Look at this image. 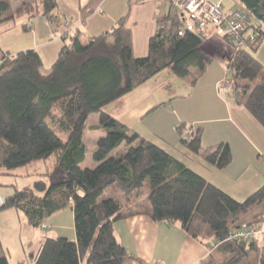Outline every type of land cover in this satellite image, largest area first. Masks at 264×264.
<instances>
[{
  "label": "trees",
  "instance_id": "trees-1",
  "mask_svg": "<svg viewBox=\"0 0 264 264\" xmlns=\"http://www.w3.org/2000/svg\"><path fill=\"white\" fill-rule=\"evenodd\" d=\"M19 1L0 0V25L38 15L35 1L14 9ZM233 1L239 7L236 11L249 15L247 38L256 37L229 61L232 90L227 96L264 127V66L255 57L264 41V0ZM57 10V0H43L42 15L58 25ZM185 22L182 11H172L150 39L143 58L134 56L124 20L97 37H88L81 29L64 34V45L47 73L36 50L1 57L0 176L50 158L56 160L57 171L50 185L40 181L32 191L15 190L0 204V212L16 209L36 229L68 210L75 220L76 240L46 238L34 264H125L128 255L113 226L134 215L180 225L196 238L205 228L217 244L211 264H264V245L258 238H230L248 215L264 207V187L237 201L106 111L163 71L181 79L191 77L192 85L207 72L213 57L204 48L205 35L182 32ZM93 114L100 116L95 130L106 135L96 143L97 167L83 169L89 151L84 136ZM177 133L181 148L201 157L205 165L223 170L232 163L227 143L204 149L203 127L182 123ZM147 181L148 202L124 211L122 199H139ZM116 186L123 198L101 199ZM0 264H9L1 241Z\"/></svg>",
  "mask_w": 264,
  "mask_h": 264
},
{
  "label": "crops",
  "instance_id": "crops-1",
  "mask_svg": "<svg viewBox=\"0 0 264 264\" xmlns=\"http://www.w3.org/2000/svg\"><path fill=\"white\" fill-rule=\"evenodd\" d=\"M28 1L32 0H20L13 7L17 9ZM57 1L58 25L50 23L42 15L43 9L38 8L39 13L34 18L25 16L0 27V59L5 53L13 55L33 49L41 55L45 67L50 69L64 45V34L81 29L86 36L97 37L111 31L121 20H124V31L134 56L143 58L148 55L150 39L166 17L172 11H181L177 6L179 0ZM211 1L221 3L226 15L239 8L233 0ZM217 37L214 28L209 27L204 48L213 57V62L195 85L187 78L176 80L179 78L166 70L109 105L106 111L145 140L170 154L171 149L175 150L186 159L180 160L189 168L243 202L264 187V127L233 97L226 95L223 99L219 94L224 70H227L233 53ZM255 57L264 66V41ZM182 123L193 126L205 124L204 149L227 143L232 150V163L219 170L205 165L201 157L183 150L177 133V127ZM97 126L89 129L93 131ZM100 136L98 138L103 137ZM12 194L4 196L0 193V200L4 201ZM263 211L264 207L258 208L244 221L258 217ZM45 225V229L31 227L16 209L0 212V241L4 252L8 253L9 264H34L46 238L76 240L71 210L56 214ZM199 230L201 233L196 238L180 225L171 227L154 222L146 215L125 218L113 226L115 238L128 255L125 264H211L212 257H216V241L205 232V228ZM6 237L11 241L7 247L4 245Z\"/></svg>",
  "mask_w": 264,
  "mask_h": 264
},
{
  "label": "built area",
  "instance_id": "built-area-1",
  "mask_svg": "<svg viewBox=\"0 0 264 264\" xmlns=\"http://www.w3.org/2000/svg\"><path fill=\"white\" fill-rule=\"evenodd\" d=\"M178 8L186 15V22L182 32L192 31L200 35L209 32V27H213L216 34L226 37L233 44L235 51L247 47L255 42L256 36L249 34L250 20L249 15L244 11H235L226 15L221 3L211 0H179ZM219 90L228 95L232 90V83L229 80V72L226 70V77L220 83ZM3 201L0 200V204ZM43 229L46 225L42 226ZM231 240L255 239L258 238L264 245V211L252 220L243 221L239 228L231 235Z\"/></svg>",
  "mask_w": 264,
  "mask_h": 264
},
{
  "label": "rangeland",
  "instance_id": "rangeland-1",
  "mask_svg": "<svg viewBox=\"0 0 264 264\" xmlns=\"http://www.w3.org/2000/svg\"><path fill=\"white\" fill-rule=\"evenodd\" d=\"M32 1L36 2L38 8L43 9V0H32ZM7 24L8 23L0 25V27L7 25ZM0 29H2V28H0ZM217 38H219L221 41L225 42L228 45V47L232 50V53L234 54L235 48L232 45H230V43L227 41V39H225L221 36H218ZM214 59H215L214 62H217V58H214ZM48 70L49 69L46 68L45 72L47 73ZM225 77H226V70H224L223 80L225 79ZM187 79L192 80L191 77H188ZM187 79L185 78V80H187ZM176 80H181V78L176 79ZM245 83H248V82H245ZM218 91H219V94L221 93L220 95L223 97V99L226 98V95H224L219 90V88H218ZM229 97H232V96L230 95V96H228V98ZM214 103L216 104V102H214ZM99 121H100L99 114L91 115L89 118V122H88L89 127L98 125ZM198 126L204 127L206 125L200 124ZM100 134H101V136L106 135L104 132L95 131V129L93 131L91 129H88V131L85 133L84 141L87 143L89 151H88L86 160L82 164L83 169H95L97 167V163L93 159V154L96 150V143H97L98 139H100V138H98ZM123 149H124V146L120 147L112 155H116L118 152L122 151ZM171 150H170V152L172 154H174V156H177L179 159L186 160L181 154L175 152V150L174 151L173 150L171 151ZM195 162H198V161L195 160ZM56 171H57L56 160L53 158H50V159L44 160V161H38V162L33 163L30 166L13 170L11 172L12 173L11 176H6V175L0 176V193H1V195L3 194L5 196V194H7V193H10V192L14 193L15 190L32 191L34 189V184L36 182H40V181H44L45 183L50 185L52 183V177ZM148 184H149V181H147V183L145 184V187L143 188V191H142V195L139 196V199H137V200L133 198V199L127 201V199H124L123 194L121 193L118 186L113 187L112 189H107L105 191V193L101 196V199L103 200V199L109 198V197H118V198L120 197L119 199L123 198L122 203L125 206L124 211H128V209H131V208L132 209H139V208H136V204L138 202L142 203V204L144 202H148V199H147V197H148L147 188L149 186ZM10 244H11V241L6 237L5 241H4L5 247H7V245L9 246ZM5 253H6V255H8V253L6 251H5ZM254 256H255L254 254L251 255L250 259H253Z\"/></svg>",
  "mask_w": 264,
  "mask_h": 264
}]
</instances>
